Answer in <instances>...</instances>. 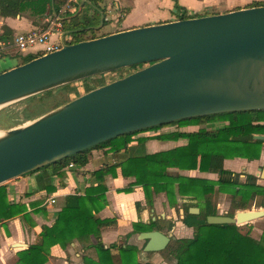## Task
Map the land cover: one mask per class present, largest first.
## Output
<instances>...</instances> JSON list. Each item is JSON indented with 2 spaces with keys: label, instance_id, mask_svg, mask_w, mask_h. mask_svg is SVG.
I'll list each match as a JSON object with an SVG mask.
<instances>
[{
  "label": "water",
  "instance_id": "95a60500",
  "mask_svg": "<svg viewBox=\"0 0 264 264\" xmlns=\"http://www.w3.org/2000/svg\"><path fill=\"white\" fill-rule=\"evenodd\" d=\"M103 21L102 14L100 25L87 29L97 31ZM65 36L60 50L0 74V110L92 77L146 66L0 131V186L129 133L217 114L264 111V6L75 44ZM257 176L264 180V168ZM189 213L198 215L200 209L191 207ZM260 218L264 210L209 216L207 222L241 226ZM138 240L145 242L144 252L158 253L172 236L150 231Z\"/></svg>",
  "mask_w": 264,
  "mask_h": 264
},
{
  "label": "trees",
  "instance_id": "16d2710c",
  "mask_svg": "<svg viewBox=\"0 0 264 264\" xmlns=\"http://www.w3.org/2000/svg\"><path fill=\"white\" fill-rule=\"evenodd\" d=\"M91 1L96 2V0ZM174 1L177 12L176 20L195 17L187 15L184 8L178 5L177 0ZM64 3L65 0H0V16L16 18L22 13H28L33 17H41L46 12L58 13ZM257 6H264V2H253L248 7ZM74 14L62 19L63 32H70L71 42L69 44L99 37L92 36L95 32L87 28L98 25L100 16L97 15L94 18H89L87 15L73 17ZM7 36H10V34L5 29V37ZM87 36L92 37L87 38ZM5 37L3 36L2 39H5ZM34 58L37 57L28 56L24 58L21 64ZM145 66L146 64H141L92 77L42 93L23 102L32 105L33 108H39L53 97L58 102L57 106L54 107L55 109L71 101L70 98L66 99V96L69 97L72 93H79V88H77L79 83L85 84L83 93L74 98L114 81H105L104 79L108 76H122L126 70L133 73ZM58 99L62 100L58 101ZM24 113L26 115L28 111L24 110ZM28 115H26L27 119L25 118L23 121L14 120L13 122L17 124L8 126L4 130L17 127L42 116L29 118ZM7 117L10 119L12 117L16 118L15 112H10ZM214 122H224L225 125L217 130H207L202 127L195 132L175 131L142 138L139 140L140 143L150 139L160 141L185 139L188 144L145 156H130L125 161L105 165L94 171L92 176L96 180V185L88 187L84 195L67 196L55 223L52 226H43L37 243L18 254L17 264H46L50 251L52 247L58 244L59 238L65 245L75 241L83 245L86 253L84 264H142L137 259L140 251L137 246L113 245L106 248L101 241L102 230L116 223L114 219L102 220L98 217V214L108 205L106 196L108 188L105 180L106 176L109 175L117 177L118 171L126 179H135V182L128 187L118 191L130 193L134 187H141L145 194L148 209L154 207L153 195L160 193H165L170 205L176 207V195H187L189 188L193 189L197 198L202 201V207L193 206L200 208V214L198 215L189 213L190 206H183L185 215L182 222L188 228L193 229V236L191 238L174 239L166 248V252L174 255L176 264H264V229L261 239L256 240L249 233L243 234L240 226L235 224L211 225L207 222L209 216L218 215L212 204L216 190L232 195V208L235 211H247L252 207L264 208V186L257 184L254 176H248L245 180H241L240 174L228 170L224 166L226 160L241 158L253 161L261 157L264 140H256L254 136H264V111L217 114L187 119L175 122L172 125H178L179 127L203 126ZM165 126L122 135L44 169H53L57 175L63 177L62 170L70 164L85 167L88 164L91 151L105 149L109 153L127 151L135 135L158 131ZM170 169L196 170L201 173L217 174L218 179L199 178L195 180L192 177L172 174L169 171ZM136 206L140 210V203H137ZM25 211L26 207L24 205L9 204L6 186H0V222L17 214L25 213ZM228 216L233 217L234 215L230 214ZM169 223L172 227V222ZM162 230L163 228L158 220L150 221L149 224L139 222L134 224V231L127 237L136 233ZM92 236L96 238V244L92 243ZM115 249H118V255L113 254Z\"/></svg>",
  "mask_w": 264,
  "mask_h": 264
},
{
  "label": "crops",
  "instance_id": "0c3cea01",
  "mask_svg": "<svg viewBox=\"0 0 264 264\" xmlns=\"http://www.w3.org/2000/svg\"><path fill=\"white\" fill-rule=\"evenodd\" d=\"M245 2L247 4L240 8L239 5ZM253 2H264V0H177L178 5L184 8L187 15L195 17L223 14L238 9L250 8L248 6ZM102 14L104 21L101 28L108 25L112 30L100 34V37L124 30L176 21L177 18L174 0H96L95 3L91 0H83L77 5V10L73 17L87 15L89 18H94L98 15L101 21ZM54 15L46 12L41 17H33L28 13H22L16 18L0 16V39L9 41L14 39L17 34L43 27ZM108 15L111 16L107 17ZM99 25L100 23L91 27H98ZM5 29L10 36L5 37ZM63 33L66 34L65 39L68 36L71 37L69 35L70 32ZM3 36L5 39H2ZM29 56L38 57L40 55L30 54ZM12 59L9 60L10 62L0 61V74L19 66L24 60L18 61L13 57ZM177 131L195 132L198 131V126L180 127ZM166 133L168 132H162L161 129L153 133L149 131L135 135L128 150L120 153H109L107 149L93 150L89 154V161L85 167L74 165V167L70 168L69 165L62 170L63 177L57 175L53 169H43L2 185L6 186L8 203L24 205L26 211L0 222V264H17L18 254L37 243L43 226H52L55 223L59 212L64 206L66 197L75 194L84 195L88 187L96 185V180L92 176L94 171L105 165L125 161L130 156H145L188 144L185 139H179L178 141L150 139L144 143L139 141L142 138ZM244 162L241 164L242 167H240V165L226 160L224 166L228 170L241 172L242 169L246 168L243 165L247 163V160ZM229 164L238 168H229ZM179 172L185 176L199 175L201 178L210 177L212 180L217 176L215 180L218 179L217 174L201 173L196 170ZM250 173L258 174L257 172ZM105 181L108 188L106 194L108 205L98 214V217L102 220L114 219L116 223L102 230L101 241L104 246L108 248L113 245H122L123 247L134 245L140 250L137 255L139 263L173 264L165 259L160 252H144L143 247L138 246V235L140 233L133 234L130 237L127 236L134 231V224L139 222L149 224L150 221L158 220L163 228L161 232H166L170 227L167 222L171 221L173 222V227L171 228L176 235L183 238H191L193 229L188 228L182 222L185 215L184 209L180 210L178 219L177 213L173 208L165 209L163 195L157 197L160 199L154 203L152 209H148L145 194L141 187H134L130 193L118 191L135 182L134 178H124L119 171L117 177L109 175L106 176ZM50 199L55 200L53 206L47 205V200ZM193 199L192 196H185L179 199L180 207L183 205L195 206V200ZM137 203L141 205L140 210L136 206ZM229 204L230 202L227 205L218 204L216 207L213 204V206L216 208L218 215H223L226 213L224 211L229 208ZM261 232L263 233V230ZM91 241L93 244L97 243L94 236L91 237ZM118 253V249L113 251L115 255H118ZM85 254L83 245L78 241L65 245L59 238L58 244L52 247L46 264H84Z\"/></svg>",
  "mask_w": 264,
  "mask_h": 264
},
{
  "label": "rangeland",
  "instance_id": "374dc122",
  "mask_svg": "<svg viewBox=\"0 0 264 264\" xmlns=\"http://www.w3.org/2000/svg\"><path fill=\"white\" fill-rule=\"evenodd\" d=\"M248 2V1H247ZM247 2H245V3H242L241 5H239V7L240 8H242V7H244L246 4H247ZM238 8V7H237ZM111 15H108L107 17H110ZM112 30V28L110 27V26H108V25H105L103 28H101L99 31H96L92 36H99L100 37V34H102V33H104V32H108V31H111ZM94 31V30H93ZM90 33V32H89ZM90 34H92V33H90ZM89 34V35H90ZM92 36H87V38H90V37H92ZM68 42H71V41H68ZM14 59H17L18 61H22L23 59H22V57L21 56H17V57H13ZM9 60H13L12 59V57H5V58H3V59H0V61H6V62H10ZM2 63V62H1ZM128 74H130V70H126V71H124L123 72V74H122V76H119V75H114V76H108V77H106L104 80L105 81H107V82H109V81H112V80H116V79H119L118 77H123V76H125V75H128ZM78 83V82H77ZM110 83V82H109ZM107 84V83H106ZM84 86H85V84L83 83V84H81V83H79V84H77V88H79V93H72V94H70L69 95V97L68 96H66L65 98L66 99H71V100H73V99H75L74 97L75 96H77L78 94H81V93H83V88H84ZM81 89V90H80ZM83 95V94H82ZM64 97V96H63ZM62 98V97H61ZM56 98H50V99H48L41 107H39V108H33V106L32 105H30V104H26V103H24L23 101L22 102H18V103H15V104H12V105H9V106H7V107H4V108H2L1 110H0V131H2V130H4L5 128H7L8 126H12V125H15V124H17L16 122H13L14 120H24L25 118H26V115L27 114H29L27 117H29V118H32V117H35V116H38V115H43V114H45V113H47V112H49L50 110H52V109H54V107H56L57 106V104H58V102H57V100H55ZM59 100H62V99H58V101ZM6 108V109H5ZM32 108V109H31ZM24 110H27L28 111V113L25 115V113H24ZM10 112H15V117L16 118H13L12 117V119H10L9 117H7L8 116V114L10 113ZM27 119V118H26ZM216 123V124H215ZM224 122H214V124L213 123H208V124H205V125H203V126H201V125H197L198 126V130L199 129H201L202 127H204L205 129H207V130H217V129H219L220 127L222 128L223 126H224ZM164 128H168V129H164ZM164 128H162V132H168V133H171V132H175V131H177L180 127L178 126V125H172V124H170V125H166ZM161 130V129H160ZM160 130H158V131H160ZM153 132H155V131H150V133H153ZM158 142V141H157ZM231 162H233V163H235V164H237V165H240V167H242V165L241 164H243V163H245L244 161V159H241V158H236V159H232V160H230ZM229 168H238V167H235L234 165H230L229 164ZM243 166H245L246 167V171H249V172H256V167L257 166H264V147H263V150H262V153H261V157L258 159V160H253V161H248L247 160V163L246 164H244ZM172 174H179V175H181V173L179 172V171H183V170H179V169H170L169 170ZM188 171H191V170H188ZM245 174H247V173H245ZM182 176H185V175H182ZM186 177H192V178H194L195 180H197V179H199V178H201V177H199V175H193V176H186ZM203 178V177H202ZM210 178V177H209ZM208 177H206V178H204V179H208V180H212L211 178L209 179ZM217 178V176L215 177V179ZM215 179H213V180H215ZM242 180V179H241ZM261 185H263L264 186V183H260ZM160 195H163L164 196V206H165V209L167 210L168 208H173L175 211H176V213H177V218L179 219V215H180V210L181 209H184L183 208V206L182 207H180V202H179V199H181V198H184L185 196H192L194 199L193 200H195V205H197V206H200V207H202L203 206V203H202V201L201 200H199L198 198H197V196H196V194H195V192H194V190L193 189H190L189 188V190H188V193H187V195H185V196H182V195H180V194H177L176 195V201H177V206L176 207H172L171 205H170V203H169V201H168V199H167V196H166V194L165 193H160V194H154L153 195V199H154V203L158 200V199H160V198H157L158 196H160ZM230 202V204H229V208L228 209H226V211H224V212H226L225 214H223V215H226V216H228V215H234L235 216V214L238 212V211H235L233 208H232V195H230V194H225V193H221V192H219L218 190H216L215 192H214V195H213V200H212V204H214L216 207L218 206V204H222V205H227L228 203ZM259 202V201H258ZM200 209V208H199ZM252 210H264V208H258V207H252V208H250L249 210H247V211H252ZM168 223V226H170L167 230H166V232H165V234L166 235H171L172 236V240L171 241H173L174 239H181V238H183L182 236H179V235H176L175 233H174V231L172 230V228H171V223L169 224V222H167ZM166 223V224H167ZM172 224H173V222H172ZM173 227V226H172ZM240 228H241V232L243 233V234H247V233H249L250 234V236L252 237V238H254V239H256V240H260L261 239V237H262V230L264 229V218H260V219H257V220H255L254 222H251V223H249V224H245V225H241L240 226ZM144 244H145V242L144 241H141V242H139L138 243V246L139 247H143L144 246ZM164 257H165V259H167V260H169V261H171L173 264H176L175 262H176V260H175V258H174V255H172V254H170V253H168V252H166L165 250L164 251H162V252H160Z\"/></svg>",
  "mask_w": 264,
  "mask_h": 264
},
{
  "label": "built area",
  "instance_id": "2783aa9c",
  "mask_svg": "<svg viewBox=\"0 0 264 264\" xmlns=\"http://www.w3.org/2000/svg\"><path fill=\"white\" fill-rule=\"evenodd\" d=\"M83 0H65L58 13L48 20L43 27L17 34L14 39L3 41L0 39V59L21 56L22 59L30 54L43 56L61 49L63 35L62 19L74 14L77 5ZM68 36L65 41L69 43ZM38 56V57H40ZM74 167L70 164V168ZM55 204L54 199L47 200L48 206Z\"/></svg>",
  "mask_w": 264,
  "mask_h": 264
},
{
  "label": "flooded vegetation",
  "instance_id": "af4514ba",
  "mask_svg": "<svg viewBox=\"0 0 264 264\" xmlns=\"http://www.w3.org/2000/svg\"><path fill=\"white\" fill-rule=\"evenodd\" d=\"M263 147H264V144H263ZM244 160H246V159H244ZM264 168V166H257L256 167V172L257 173H259V169H263ZM232 171V170H231ZM234 172V171H233ZM235 173H237V174H240V179H242V180H245L248 176H254L255 178H256V183L257 184H259V185H261L260 183H264V180L263 179H261L259 176H257V175H254V174H252V173H250V172H248V171H246V168L245 169H242V171L241 172H235ZM245 173H247V174H245ZM263 186V185H262Z\"/></svg>",
  "mask_w": 264,
  "mask_h": 264
}]
</instances>
